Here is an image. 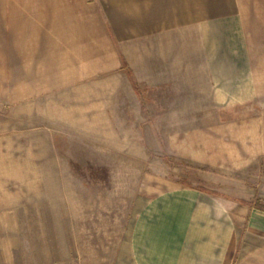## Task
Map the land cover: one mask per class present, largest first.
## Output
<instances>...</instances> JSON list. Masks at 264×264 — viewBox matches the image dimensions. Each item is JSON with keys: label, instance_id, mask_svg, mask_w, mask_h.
I'll list each match as a JSON object with an SVG mask.
<instances>
[{"label": "rangeland", "instance_id": "1", "mask_svg": "<svg viewBox=\"0 0 264 264\" xmlns=\"http://www.w3.org/2000/svg\"><path fill=\"white\" fill-rule=\"evenodd\" d=\"M228 1L244 48L215 75L195 36L185 74L183 49L162 61L167 73L138 75L123 57L110 72L97 43L81 67L63 60L55 87L51 68L8 52L0 27V264L113 260L136 218L152 220L150 206L158 214L183 198L207 212L210 195L225 210L231 263L264 249L246 230L264 228V0ZM82 62L95 71L75 80Z\"/></svg>", "mask_w": 264, "mask_h": 264}, {"label": "crops", "instance_id": "2", "mask_svg": "<svg viewBox=\"0 0 264 264\" xmlns=\"http://www.w3.org/2000/svg\"><path fill=\"white\" fill-rule=\"evenodd\" d=\"M237 14L234 1L228 0H0V27L7 31L8 52L31 60V66L39 63L42 70L51 68L47 80L55 87L64 84L59 69L65 64L63 60H76L81 67L80 60L96 59L97 43L111 60L105 62L110 72L117 70L118 59L123 57L136 67L138 75L167 73L159 69L162 61L167 65L176 49L179 53L183 49L180 65H184L185 74L191 67L186 61L192 62L195 36L213 69L210 73L215 75L225 55L230 59V50L242 46L239 37L241 30L245 31ZM91 65L82 62L83 70H77L75 80L93 73ZM210 196L213 204L203 214L196 212L198 207L191 210L183 198L169 202L158 214L155 206H150L148 218L152 220L138 216L126 241L114 246L119 258L101 259L97 255L95 264H232L236 246L222 241L225 210L214 195ZM202 199L209 201L207 194ZM237 202L247 207L249 219H255L253 206ZM246 228L264 236L262 227ZM255 251L248 259L237 255L233 264H264V249Z\"/></svg>", "mask_w": 264, "mask_h": 264}, {"label": "trees", "instance_id": "3", "mask_svg": "<svg viewBox=\"0 0 264 264\" xmlns=\"http://www.w3.org/2000/svg\"><path fill=\"white\" fill-rule=\"evenodd\" d=\"M201 190H205V189H201ZM239 200V202H241V203H247V204H250L251 205V202H249V201H243V200H240V199H238Z\"/></svg>", "mask_w": 264, "mask_h": 264}]
</instances>
